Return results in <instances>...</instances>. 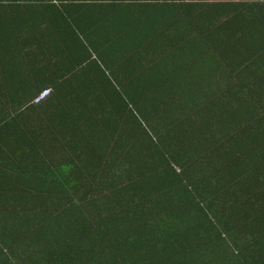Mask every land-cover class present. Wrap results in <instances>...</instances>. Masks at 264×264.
<instances>
[{"label":"trees","instance_id":"16d2710c","mask_svg":"<svg viewBox=\"0 0 264 264\" xmlns=\"http://www.w3.org/2000/svg\"><path fill=\"white\" fill-rule=\"evenodd\" d=\"M76 1L86 2L78 8L99 2L110 16L130 1L193 6L198 16L210 8L225 14L221 24L238 12L264 10V0H0L25 8L24 23L45 19L46 27L36 29L52 36L49 68V61L37 66L31 59L45 56L40 37L23 53V87L31 91L23 96L24 114L36 108L46 116L48 106L59 105L57 123L69 127L68 156L55 158L52 172L5 177L13 186L0 189V264H225L262 249V135L239 123H193L189 113L166 111L169 103L152 95L144 98L158 110L127 103L123 84L93 50L97 23L80 27L66 16L64 3ZM213 1L227 3L206 5ZM146 15L135 14L118 33L144 26ZM141 31L136 46L156 40V29ZM43 88L50 95L34 104Z\"/></svg>","mask_w":264,"mask_h":264},{"label":"crops","instance_id":"0c3cea01","mask_svg":"<svg viewBox=\"0 0 264 264\" xmlns=\"http://www.w3.org/2000/svg\"><path fill=\"white\" fill-rule=\"evenodd\" d=\"M131 2L121 3L119 8L108 11L112 16L100 8L99 2H91L89 6H94L86 8L77 6L85 5L83 1L64 3L66 16L80 27L97 23L93 50L110 66L115 81L120 86L123 84L121 90L127 103L134 100L142 104L143 111L152 110L158 106L149 107L144 98L152 95L161 105L169 103L164 107L166 111L179 115L189 113L193 123H239L246 129L250 126L248 128L253 129L256 136L262 135L259 143L264 148V10L252 8L242 15L238 12L235 13L238 16L221 24L225 18L220 16L225 14L210 8L198 16V9L193 6L149 8L139 6L143 3ZM216 2L227 3L213 1L206 5ZM144 13H147L144 26L122 35L118 33V28L128 29L135 14ZM25 18V8L0 3V189L13 186L5 177L52 172L55 160L68 156L63 143L69 141H64L69 127L57 123L62 112L59 105L48 106L46 116L44 109L36 108L24 114L23 96L31 92L23 87V83L28 82L24 51L38 43L40 37L46 44L45 56L31 58L28 52V57L37 66L43 60L49 61L45 65L47 68L54 63L51 33L39 32L36 26L40 23H24ZM35 18L36 22L40 21ZM171 18L175 19L173 24H166ZM103 21L108 22L104 30L99 29ZM46 22L44 19L40 26L45 28ZM144 28L156 29V40L144 47L136 46ZM104 40L109 42L103 43ZM135 70H140L137 77L133 76ZM36 75L41 77L38 70ZM6 78L11 81L5 84ZM135 79L138 82L131 83ZM31 89L35 90L32 86ZM10 95L13 98L8 101L6 97ZM150 102L155 101L151 99ZM204 107H207L205 111ZM261 155L264 156V149ZM247 255L242 258L240 253V257L230 259V263L225 261V264L242 261L264 264V247L249 253L248 258Z\"/></svg>","mask_w":264,"mask_h":264},{"label":"built area","instance_id":"2783aa9c","mask_svg":"<svg viewBox=\"0 0 264 264\" xmlns=\"http://www.w3.org/2000/svg\"><path fill=\"white\" fill-rule=\"evenodd\" d=\"M48 95H50V90H48V88L41 89V91L33 98V103H41L47 98Z\"/></svg>","mask_w":264,"mask_h":264}]
</instances>
